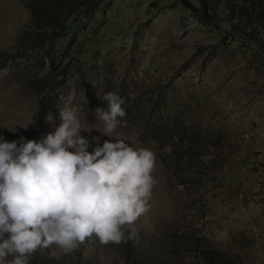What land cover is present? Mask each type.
I'll use <instances>...</instances> for the list:
<instances>
[{
	"label": "rangeland",
	"instance_id": "rangeland-1",
	"mask_svg": "<svg viewBox=\"0 0 264 264\" xmlns=\"http://www.w3.org/2000/svg\"><path fill=\"white\" fill-rule=\"evenodd\" d=\"M224 10L209 24L177 0H0V139L39 141L71 101L93 151L114 139L94 113L111 91L113 136L156 156L135 239L30 264H264V55Z\"/></svg>",
	"mask_w": 264,
	"mask_h": 264
},
{
	"label": "clouds",
	"instance_id": "clouds-1",
	"mask_svg": "<svg viewBox=\"0 0 264 264\" xmlns=\"http://www.w3.org/2000/svg\"><path fill=\"white\" fill-rule=\"evenodd\" d=\"M103 100L107 108L94 113L104 127L94 128L114 139L93 151L81 135L93 127L82 126L85 112L71 101L60 108L59 126L39 141L0 139V264H30L38 250L53 247L59 258L93 236L101 244L136 238L134 225L157 183L156 156L113 136L125 99L109 91Z\"/></svg>",
	"mask_w": 264,
	"mask_h": 264
},
{
	"label": "trees",
	"instance_id": "trees-1",
	"mask_svg": "<svg viewBox=\"0 0 264 264\" xmlns=\"http://www.w3.org/2000/svg\"><path fill=\"white\" fill-rule=\"evenodd\" d=\"M184 8L202 23L215 24L219 16L218 6L222 3L225 7L224 13L237 33L243 39L250 41L255 49L264 55V0H177ZM36 15V9L30 4ZM51 18V17H50ZM54 23V22H51ZM48 23L54 29V25ZM207 253V254H206ZM205 256L210 259L211 251H206ZM211 261H215L211 257ZM218 260V264H222ZM237 264H245L243 262Z\"/></svg>",
	"mask_w": 264,
	"mask_h": 264
}]
</instances>
